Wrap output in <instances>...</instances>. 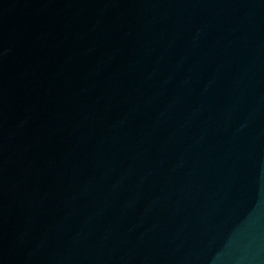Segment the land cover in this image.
Wrapping results in <instances>:
<instances>
[{"label": "water", "instance_id": "95a60500", "mask_svg": "<svg viewBox=\"0 0 264 264\" xmlns=\"http://www.w3.org/2000/svg\"><path fill=\"white\" fill-rule=\"evenodd\" d=\"M0 264H264V0H0Z\"/></svg>", "mask_w": 264, "mask_h": 264}]
</instances>
